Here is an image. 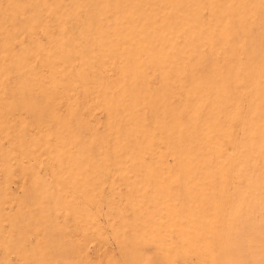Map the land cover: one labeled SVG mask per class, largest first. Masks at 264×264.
I'll return each mask as SVG.
<instances>
[{"label": "rangeland", "instance_id": "obj_1", "mask_svg": "<svg viewBox=\"0 0 264 264\" xmlns=\"http://www.w3.org/2000/svg\"><path fill=\"white\" fill-rule=\"evenodd\" d=\"M0 264H264V0H0Z\"/></svg>", "mask_w": 264, "mask_h": 264}]
</instances>
